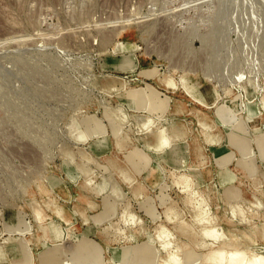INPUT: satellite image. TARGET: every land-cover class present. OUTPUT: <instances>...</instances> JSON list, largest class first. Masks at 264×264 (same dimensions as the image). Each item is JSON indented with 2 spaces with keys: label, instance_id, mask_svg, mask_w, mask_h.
Masks as SVG:
<instances>
[{
  "label": "rangeland",
  "instance_id": "rangeland-1",
  "mask_svg": "<svg viewBox=\"0 0 264 264\" xmlns=\"http://www.w3.org/2000/svg\"><path fill=\"white\" fill-rule=\"evenodd\" d=\"M263 96L264 0H0V264H49L57 242L76 264L80 240L100 245L101 264H122L160 225L181 240L164 208L191 220L192 200L233 229L225 191H255L245 164L258 161V134L228 108ZM259 121L264 131L263 109ZM174 128L176 146L157 148L153 133ZM127 211L141 222H124Z\"/></svg>",
  "mask_w": 264,
  "mask_h": 264
},
{
  "label": "bare ground",
  "instance_id": "bare-ground-1",
  "mask_svg": "<svg viewBox=\"0 0 264 264\" xmlns=\"http://www.w3.org/2000/svg\"><path fill=\"white\" fill-rule=\"evenodd\" d=\"M132 64L133 60L130 56L126 55L123 56L117 67L119 69H122L124 67L129 68L132 66ZM163 82L168 88H176V83L171 79H165ZM151 98L153 99V101H157L156 97L151 96L150 99ZM144 101L145 95L143 93H139L136 97V104L141 105ZM245 104V110L241 112L237 105V99H235L231 103V107L228 108V110L230 111V113L235 114V116L237 117V121L240 122V120L243 118L242 120H244V122H248L251 127L255 129V131H257L258 135H256L254 148H256L258 151L257 160L261 163H264V131L259 128L261 126L259 118L261 117L262 109L264 110V96L259 102L247 99ZM147 115V117L145 116L146 119L144 123L141 124L140 122V125L144 129L147 128L146 130L148 131L150 130L148 128H151L150 126L153 124V122L155 123V118L150 114ZM86 123L88 131L91 134L104 132L103 126L100 124V122L91 120L89 123ZM238 125H240V123H238ZM179 129L175 130L174 128L176 132H172L168 138L167 136H165L164 130L155 131L153 133V136L157 139L156 147L161 148L163 145L169 142H171L172 147L176 146V139L181 138L183 134L182 130ZM209 138L212 142L216 140V138L211 135H209ZM237 142L238 141L234 140V143ZM121 145H119V147ZM169 148H171V145ZM244 152L248 151L245 149ZM258 161L251 159L245 164L248 176L254 179L257 185V187L254 188L255 191L249 192L246 189H240L237 187L235 190L227 189L225 191L226 197L228 199V211L231 214L232 218L234 217L235 219H238V222H236V224L238 223L237 225L235 224V222H233V229L224 228L219 222L222 221V219L220 220V217L219 219L217 218L219 220L217 221L215 215L214 217L213 215L210 216V210L207 208L208 205H206V203H203L202 201L192 200L193 202L198 203L191 205L190 202L193 198L191 196L190 199L189 196L187 197L188 200L185 201L187 202V204L191 205H189L191 208V220L180 219L178 216V211L176 210L174 205L169 204L164 208L166 221L172 223L174 219H176L178 225L174 229L175 231H178L186 240L182 238L181 240L178 239V242H172L170 239L172 238V236H174L172 231L168 230V227L166 228L165 226L160 225L156 230L154 237L151 239L147 238L148 240H146L143 248H140L139 246H135L133 248H125L118 257L120 263L127 264L129 263L130 258L133 257L135 262L143 261L146 264H264V190H262L261 188V180L259 179L261 177V167L259 166ZM204 162L205 161H201L200 165L204 164ZM227 162L228 158L217 159V163L219 164V166H221L222 172L225 171L224 169H226V166H228L226 165ZM190 179L192 178H188L183 175L180 178V181L190 183V181H192ZM108 186L109 184L107 182H103L99 186V190L106 191ZM135 194L138 195L137 193ZM95 205L92 208H94ZM96 207H98V204L96 205ZM96 207L94 208V210L96 209ZM111 211L112 210H110L108 215L111 213ZM128 212L129 211L123 213L124 215L122 217L124 222L134 224L141 222V220L136 217L135 214H129ZM35 215H38L37 217L38 219L40 218V221L42 220L43 213L42 211L40 212L39 208H37V214ZM97 221H99V218H97ZM239 226H244V228L239 229ZM138 231L140 232L139 234L143 236L144 229L141 228ZM47 232H51L50 229L47 230ZM55 238L56 240L59 239L61 241L64 236L58 235ZM156 243L159 245V247H156ZM58 244V242L55 244L54 249L51 252L52 254L50 255V258L48 260L49 264H66L62 261L61 253L63 254V252L60 248H58ZM75 246V251L73 253L74 263H102L101 247L94 241L84 242L80 240ZM157 252H159V255H157ZM25 264L30 263L27 262Z\"/></svg>",
  "mask_w": 264,
  "mask_h": 264
}]
</instances>
